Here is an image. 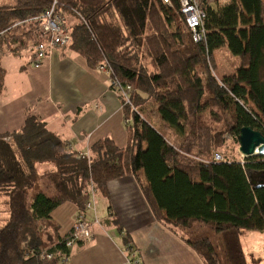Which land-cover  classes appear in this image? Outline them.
I'll return each mask as SVG.
<instances>
[{"label":"trees","instance_id":"trees-1","mask_svg":"<svg viewBox=\"0 0 264 264\" xmlns=\"http://www.w3.org/2000/svg\"><path fill=\"white\" fill-rule=\"evenodd\" d=\"M5 1L0 60L33 46L26 21L55 0ZM170 1L58 0L68 47L131 86L130 104L122 102L128 142L118 147L104 139L81 155L36 115L0 135V197L8 214L0 264H61L71 250L53 212L65 203L84 211L92 185L108 196V183L129 175L152 216L179 232L205 264H248L240 240L248 231L264 232V185L258 186L264 155L242 164L219 149L229 136L239 145L242 127L264 133V0H197L202 41L185 25L179 1ZM18 22L24 24L14 27ZM217 52L231 68L220 76ZM5 76L0 66V95ZM218 152L223 159L216 161ZM41 165L54 169L41 174ZM42 253L55 257L42 260Z\"/></svg>","mask_w":264,"mask_h":264},{"label":"crops","instance_id":"crops-1","mask_svg":"<svg viewBox=\"0 0 264 264\" xmlns=\"http://www.w3.org/2000/svg\"><path fill=\"white\" fill-rule=\"evenodd\" d=\"M30 47L7 56L20 57ZM31 55L32 47L29 60L19 61L18 66L6 56L0 60L6 71L0 95L6 96L4 103L0 101V135L20 130L28 115H36L78 154L90 155L92 145L104 139L126 146L125 112L122 101L112 93L108 73L89 67L86 59L69 47L55 50L39 68L32 66ZM53 169L51 165L39 166L41 174ZM107 189L108 196L99 192L106 206L105 218L99 216L102 204L96 205L99 224L93 227V237L79 242L65 264H120L128 245L139 251L143 264H205L179 232L152 216L133 176L113 180ZM62 211L68 215L66 225L56 215ZM78 213L73 203L53 212L62 237L69 235Z\"/></svg>","mask_w":264,"mask_h":264},{"label":"built area","instance_id":"built-area-1","mask_svg":"<svg viewBox=\"0 0 264 264\" xmlns=\"http://www.w3.org/2000/svg\"><path fill=\"white\" fill-rule=\"evenodd\" d=\"M165 4L172 5L170 0H163ZM180 3L181 13L185 17V25L188 30L194 36L195 41H202L203 39V11L199 7L197 0H178ZM58 0H55L49 9L41 16L34 17L27 23L33 25L34 43L32 46L31 64L34 68H39L43 64L44 60L48 58L55 50L68 47L71 42L70 34L66 28V21L64 17L57 11ZM24 22L15 23L14 27L23 25ZM2 53L0 51V58ZM99 71L108 73L110 75L111 70L108 66H100ZM111 90L114 94L125 104H130V92L131 86H123L117 80H111ZM128 122H126L127 124ZM216 161L222 160V155L218 152L214 156ZM244 157L240 154V163H244ZM97 193L96 189L92 185L89 190L90 198L94 197ZM94 212L95 207L89 201L85 205L84 211L78 213L76 222L71 229L66 246L68 249H72L74 245L79 242L88 241L93 237V227L99 224L97 217L90 218L88 213ZM30 255H34L33 251L29 252ZM124 261L120 264H143L139 251L131 245H128L124 251ZM42 260H53L54 254L42 253L40 254ZM70 255L63 254L61 258V264H65L69 261Z\"/></svg>","mask_w":264,"mask_h":264},{"label":"rangeland","instance_id":"rangeland-1","mask_svg":"<svg viewBox=\"0 0 264 264\" xmlns=\"http://www.w3.org/2000/svg\"><path fill=\"white\" fill-rule=\"evenodd\" d=\"M6 3L7 2L5 0H0V5H3ZM30 50H31V47L23 50L20 57H17V58L14 56L6 55V59L13 61V63H15L14 66L15 65L18 66L19 61L24 62V61L29 60L28 57L30 54ZM216 57H218L217 59L218 66L217 68L214 69V71L217 73V75L220 76L221 74L230 72L231 71V68L229 67L230 62L226 59V57L224 56V53L217 52ZM97 70L99 71V69ZM110 86H111V83H110ZM112 93L114 92L112 91ZM0 101L4 103L6 101V96L3 95L2 97H0ZM151 121L153 122L155 127L161 128L162 122L160 121L158 116H155L153 119H151ZM131 123H132V118H131ZM239 148L240 146L237 143H235L234 140H232V138L229 136L227 138V141L224 147L220 148L219 151L223 153V155L226 157H234L235 159H240ZM3 201H5V199L3 197H0V228L2 227L3 222L7 215L6 214L7 207L5 206V204H3L4 203ZM90 202L94 205V207H96V205L102 204L101 205L102 214H100L99 216L100 218H105L106 211L103 210V207L105 209L106 206L104 204V201L101 195L99 193H96L94 197L90 198ZM60 213L61 214H56V215L57 217L61 218V221L66 225V223L68 222V215L64 211ZM88 214H89V217H92V216L97 217L96 212H90ZM240 241H241V246L243 247V250H244V254L247 257L248 264H264V232L248 231L244 234L243 237H241ZM77 245L78 244L74 245L73 248H75ZM252 257H255V258L258 257L260 258V260L253 262ZM70 258H71V255L69 257V260Z\"/></svg>","mask_w":264,"mask_h":264},{"label":"water","instance_id":"water-1","mask_svg":"<svg viewBox=\"0 0 264 264\" xmlns=\"http://www.w3.org/2000/svg\"><path fill=\"white\" fill-rule=\"evenodd\" d=\"M239 152L244 157L263 156L264 155V133L253 129L252 127H242L239 137ZM263 181L258 186L264 185ZM256 181L253 180V183Z\"/></svg>","mask_w":264,"mask_h":264}]
</instances>
